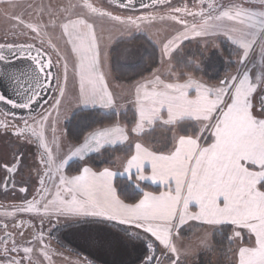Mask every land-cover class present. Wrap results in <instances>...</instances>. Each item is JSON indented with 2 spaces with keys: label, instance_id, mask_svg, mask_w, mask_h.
<instances>
[{
  "label": "snow or ice",
  "instance_id": "snow-or-ice-1",
  "mask_svg": "<svg viewBox=\"0 0 264 264\" xmlns=\"http://www.w3.org/2000/svg\"><path fill=\"white\" fill-rule=\"evenodd\" d=\"M0 4L22 9L6 16L8 27L0 36V77L16 85L19 100L0 94V102L30 114L34 106L43 109L30 120L0 121L10 149L0 154L5 193L25 170L19 145L31 144L38 154L27 166L29 177L36 169L37 196H24L14 211L0 213V264H56L53 257L63 264H96L82 250L65 255L51 248L53 231L62 227L84 229L86 241L99 250L141 248L133 264H187L191 248L182 236L193 223L203 230L199 246L208 252L215 248L207 233H223L229 248L220 251L227 264H264V0H141L139 6L136 0H117L109 6L113 11H100L88 0ZM137 7L143 14H135ZM157 8L167 11L160 14ZM116 10L133 14L121 16ZM97 15L129 30L157 21L168 22L171 30L159 41V67L123 98L131 105V121L104 123L102 118L93 127L91 114L73 111L75 125L61 132L60 111L70 92L80 108L115 114L124 107L102 70ZM50 30L60 33L63 54ZM221 37L234 48L237 59L229 57V62L235 71L209 84L195 73L213 67L220 55L215 40ZM194 41L196 52L184 53ZM158 128L164 150L143 142ZM66 137L77 142L66 144ZM130 137L135 139L130 154L113 161L122 172L88 165L90 153L116 149ZM74 159L81 165L69 175ZM118 176L133 184L138 199L121 198L114 184ZM142 184L163 190L144 191Z\"/></svg>",
  "mask_w": 264,
  "mask_h": 264
},
{
  "label": "trees",
  "instance_id": "trees-1",
  "mask_svg": "<svg viewBox=\"0 0 264 264\" xmlns=\"http://www.w3.org/2000/svg\"><path fill=\"white\" fill-rule=\"evenodd\" d=\"M217 45L220 49V55L215 58L213 67L208 68L206 72L202 71L195 73L197 77L215 83L218 82V79L223 78L226 74L231 73L235 69V65L229 62V57H231L232 61L237 59L234 48L229 41L219 40ZM189 50L196 52L195 42L186 45L183 51L184 53H188ZM109 56L112 71L115 74L116 79L121 82H135L149 75L151 71H154L159 67V64L157 63L159 59V48L153 41L150 42L149 37L142 32L134 34L131 38L121 39L114 43L111 47ZM188 58L191 59V57ZM75 114H91L88 122H92V119L95 118L93 127L99 126L102 118L104 123H109L116 119H119L123 123L131 121L132 119L131 108L123 112H116L115 114H113L111 110L87 108L76 110ZM71 116L72 114L67 119L69 121L64 123V130L65 128H71L75 125L76 121L71 120ZM65 139L70 143L77 142L74 139L69 140L67 137ZM143 142L153 150H164L165 139L163 130L158 128L152 135L145 137ZM133 148L134 145L130 143L127 145H121L116 149L108 148L99 154L92 153L88 156L87 163L96 170H100L104 167H112L115 164L113 161L116 157L125 158L130 154ZM80 165L81 162L78 159L73 160L68 166L67 174H75V169ZM115 186L118 194L122 199H125L126 202H132L133 198H139L134 191L133 184L126 178L122 176L116 177ZM141 186L144 191L159 192L162 190L160 187L151 184H142ZM199 229L200 228L194 224H192L191 227H185L182 237L190 238L194 236ZM213 244L215 248L214 251L208 252L203 249L200 254L194 256L193 260L187 264H227V259L220 251V249L227 250L229 248L228 241L223 238V233L214 234ZM141 253L142 249L138 252V255L140 256ZM186 260L188 261L189 259L187 258ZM134 261H136V257H134Z\"/></svg>",
  "mask_w": 264,
  "mask_h": 264
},
{
  "label": "rangeland",
  "instance_id": "rangeland-1",
  "mask_svg": "<svg viewBox=\"0 0 264 264\" xmlns=\"http://www.w3.org/2000/svg\"><path fill=\"white\" fill-rule=\"evenodd\" d=\"M91 1H93L97 5H101L102 7L107 6L105 2H103L102 0H91ZM176 1L177 0H175V2ZM20 2H23V0H20ZM48 2L49 0H44V3H48ZM51 2L55 4L58 2V0H51ZM59 2L61 3V5H63L67 3L68 0H59ZM72 2L82 4L83 0H72ZM111 9L113 10V8ZM157 9L159 10V11L157 10L159 13L161 12L160 14H164L165 12L162 11L165 10H160V9H166V8H157ZM21 11H22L21 8H12L11 6L6 4H0V36L4 35V32L8 27V21L6 20V16H10L13 12L20 13ZM115 13L120 14L122 16L133 14L128 10H116ZM135 14H143V10H135ZM25 19L26 20L32 19V17L25 16ZM47 19L48 18L45 17V22H47ZM95 27H96L97 35L98 37H100V44H101L103 56L107 61V64L110 65L111 63L109 59V53L112 45L117 41L125 38L126 39L131 38L134 34L142 32L146 34L149 38H151V40L158 46L159 41L163 39V37L167 34V31L171 30L170 27L168 26V22H160V21H157L150 26L142 27L140 31H137L136 29L129 30L128 28L116 24L115 22L107 18H100L98 15L95 18ZM49 34L51 35L52 39L56 40L61 45L63 44V40L60 39V33L58 31L52 33L50 30ZM20 38L24 39V37H20ZM44 39L47 41L49 39V36L45 35ZM36 40L40 41L39 39ZM219 40H226V39L221 37L218 40H215L216 45L218 44ZM256 63L257 64L259 63V57H257ZM234 71L235 69L231 73H233ZM76 104H77L76 100L69 101L63 104L59 117V131L61 132L64 131L65 121L70 117L73 111L77 110ZM65 143L67 144L70 142H68L65 139ZM0 176H1V172H0ZM199 231L200 229L198 230V232H196L194 236L190 238H184L183 240L185 242V245L191 248L190 253L187 255V258L189 259L188 261L186 260L187 263H190L191 260H193L192 254H195L198 250H199L198 254H200L201 251L203 250V248L199 246V241L203 236L199 235L198 237H196V235L200 233ZM84 233H85L84 229H81L79 227H71V228H67V230L65 231V236L66 238H68L69 244L71 245L72 249L75 250L79 249L82 250L84 254H90L91 257L95 258L96 264H113L114 260H121L124 262V264H133L134 257H136V259L139 257L138 252L141 250V248L139 247L136 248H133L132 246L121 247L115 253L113 251H108V250H99L96 247L91 246L86 241ZM209 243H211V238H209ZM53 259L56 261V264H63V261L59 257H53Z\"/></svg>",
  "mask_w": 264,
  "mask_h": 264
},
{
  "label": "flooded vegetation",
  "instance_id": "flooded-vegetation-1",
  "mask_svg": "<svg viewBox=\"0 0 264 264\" xmlns=\"http://www.w3.org/2000/svg\"><path fill=\"white\" fill-rule=\"evenodd\" d=\"M102 1L105 2V4L108 7L107 6L102 7L101 5H97L93 1L88 0L89 3H92L93 6L97 7L100 11H113L111 9L112 7L109 6L110 5L115 6L117 4V0H102ZM136 2H139V0H136ZM176 2L178 3V0ZM136 10H141V9L137 8ZM157 10L158 9H156V11ZM160 10H165L162 12L167 11V9H160ZM36 43L39 44L40 41L36 40ZM45 47H47V45H45ZM53 57L55 58L54 55ZM0 94H3L1 88H0ZM50 94L51 93H48L49 98H50ZM12 97L14 99H17V97L16 96L14 97V95ZM17 100H19V98ZM42 110L43 109L41 107L39 108V110L33 107V110L30 114L28 110L13 109L11 108L10 105L0 102V121L6 120L9 123H14L16 121H21V120H30L31 116L41 112ZM12 139L14 140L15 138L13 137ZM8 143L9 140L7 136L2 131H0V154H7L10 151L9 148L5 147V145H7ZM19 151L23 153V160L25 161V170L22 174L16 175L15 177L16 187L13 188L10 186L9 191L7 193H5L2 190L3 186L0 185V206H2L0 207V213H3L4 211H9V212L14 211L15 206L24 203V201L22 200V197L24 196H27L29 200L37 196L38 180L36 178V169L34 167L31 169L32 175L31 177H29L27 166L32 165L34 159H38V154H36V150L33 145L26 143L19 145ZM0 172H1L0 178L4 177L5 174L2 171ZM20 186H26L28 191L26 193H19L18 188ZM61 224H63V222H61ZM48 230H49V226L45 224V231L47 232ZM66 230L67 228L62 227L58 231H53L52 236L50 238L51 248L54 250H58L60 252H64L65 255H67L70 251L75 250L72 249L71 245L69 244L68 238H66L65 236ZM61 245H65L66 247H61Z\"/></svg>",
  "mask_w": 264,
  "mask_h": 264
},
{
  "label": "crops",
  "instance_id": "crops-1",
  "mask_svg": "<svg viewBox=\"0 0 264 264\" xmlns=\"http://www.w3.org/2000/svg\"><path fill=\"white\" fill-rule=\"evenodd\" d=\"M95 29H96V27H95ZM96 33H97V32H96ZM60 46H61V48H62V52H63V44H62V45L60 44ZM62 54H63V53H62ZM109 59H110V56H109ZM102 61H103V64H102V70H103V72L105 73L106 79H107L108 82H109L110 89L114 90V92H115V94L117 95L118 98H121V99H120V104L124 106V107H122V108L117 109V112H123V111L128 110L129 108H131V105H130V103L127 102L126 99H123V98H129V97H130V90H131L132 86L136 83V81H135V82H131V83H126V82H121V81L117 80L115 74H114L113 71H112L111 65H110V64H107V61L105 60V58H104V56H103V53H102ZM154 71H155V70H154ZM149 75H150V74H149ZM149 75H147V76H149ZM69 76L71 77V64L69 65ZM147 76H145V77H147ZM198 78H200V77H198ZM200 79H203L204 81H206V82L209 83V84H215V82H210V81H208V80H206V79H204V78H200ZM137 81H138V80H137ZM68 100H69V101H75V100H76L75 96H74L71 92L68 94L67 98L65 99V103L69 102ZM76 101H77V100H76ZM65 103H64V104H65ZM97 108H99V107H97ZM76 109H77V110H80V109H87V108H80V105H79V103L77 102V104H76ZM104 110H108V111H109V109H104ZM134 142H135L134 137H130V142H126L124 145L130 144V143H132V144L134 145ZM146 145H147V144H146ZM147 146H148V145H147ZM148 147H150V146H148ZM150 148H151V147H150ZM151 149H152V148H151ZM92 153H95V152H92ZM92 153H90V154H92ZM90 154H89V155H90ZM120 158L123 159L122 157H120ZM110 168H112L114 171H115V170H119V171H121V172L123 171V169L120 167V165H119L118 162H116V163L114 164V166H112V167H110ZM102 169H103V168H102ZM102 169H100V170H102ZM114 184H115V180H114ZM151 185H153V186H157V185H155V184H151ZM158 187H160V186H158ZM160 188L163 190L162 187H160ZM162 190H161V191H162ZM199 232H200V233L197 234L196 237H198L199 235H200V236H203V235H204V232H203L202 229H200ZM214 234H215V233H212V232H208V233H207V239H208V241H209V238H211V243H210V244H212V245H214V244H213V237H214ZM182 239L184 240L183 237H182ZM127 247H128V246H127ZM130 247H131V246H130ZM128 249H129V248H128ZM129 251H130V250H129ZM198 251H199V250H198ZM198 251H197L195 254H192V257L197 256L198 253H199Z\"/></svg>",
  "mask_w": 264,
  "mask_h": 264
},
{
  "label": "water",
  "instance_id": "water-1",
  "mask_svg": "<svg viewBox=\"0 0 264 264\" xmlns=\"http://www.w3.org/2000/svg\"><path fill=\"white\" fill-rule=\"evenodd\" d=\"M141 0H139V2H136L137 5L139 6ZM139 8V7H137ZM19 66H23V62L21 63V65ZM9 89H8V88ZM0 88H1V91L4 95L8 96L9 98L11 99H14L12 96L14 95V97L16 96L17 99L19 98L18 95H17V87L16 85H14L11 81H9L7 78H2L0 77ZM37 110H39V106H34Z\"/></svg>",
  "mask_w": 264,
  "mask_h": 264
}]
</instances>
